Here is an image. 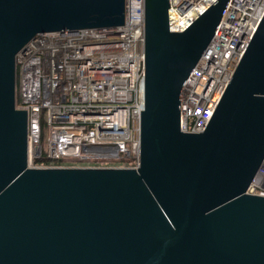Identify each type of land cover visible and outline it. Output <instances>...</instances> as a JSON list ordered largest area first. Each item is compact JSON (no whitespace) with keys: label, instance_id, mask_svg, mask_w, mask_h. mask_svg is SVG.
I'll return each mask as SVG.
<instances>
[{"label":"water","instance_id":"95a60500","mask_svg":"<svg viewBox=\"0 0 264 264\" xmlns=\"http://www.w3.org/2000/svg\"><path fill=\"white\" fill-rule=\"evenodd\" d=\"M228 0L182 32L143 0L137 165L28 167L15 56L36 34L111 29L124 0H0V264H264V13L204 130L178 129L182 85Z\"/></svg>","mask_w":264,"mask_h":264},{"label":"built area","instance_id":"2783aa9c","mask_svg":"<svg viewBox=\"0 0 264 264\" xmlns=\"http://www.w3.org/2000/svg\"><path fill=\"white\" fill-rule=\"evenodd\" d=\"M215 0H167L170 33L185 30ZM264 13V0H228L211 40L185 79L178 129L204 130ZM111 29L36 34L15 56V108L25 110L28 167L42 155L39 113L46 111V160L76 167L137 165L143 109V0H124ZM128 159L129 166L106 161ZM245 194L264 197V157Z\"/></svg>","mask_w":264,"mask_h":264},{"label":"trees","instance_id":"16d2710c","mask_svg":"<svg viewBox=\"0 0 264 264\" xmlns=\"http://www.w3.org/2000/svg\"><path fill=\"white\" fill-rule=\"evenodd\" d=\"M83 162H80L78 160H46L44 158V154L42 153L41 157L39 159H36L33 161V164L35 165H56V166H66V165H84L82 164ZM106 163L110 166H129L130 165V160L128 159H118V160H111V161H106Z\"/></svg>","mask_w":264,"mask_h":264},{"label":"rangeland","instance_id":"374dc122","mask_svg":"<svg viewBox=\"0 0 264 264\" xmlns=\"http://www.w3.org/2000/svg\"><path fill=\"white\" fill-rule=\"evenodd\" d=\"M40 121V148L43 154L47 151V140H48V125H47V114L46 111L41 110L39 113Z\"/></svg>","mask_w":264,"mask_h":264}]
</instances>
